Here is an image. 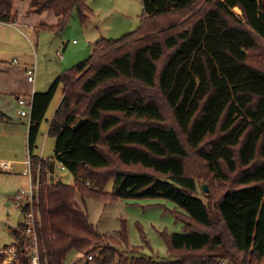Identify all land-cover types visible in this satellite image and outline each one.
I'll return each instance as SVG.
<instances>
[{"label": "trees", "instance_id": "16d2710c", "mask_svg": "<svg viewBox=\"0 0 264 264\" xmlns=\"http://www.w3.org/2000/svg\"><path fill=\"white\" fill-rule=\"evenodd\" d=\"M17 1L25 0H0L1 20H12ZM143 4L136 31L98 41L87 61L35 95L30 153L37 163L47 121L55 161L76 179L39 192L41 264H69L109 240L80 208L78 193L105 204L169 200L187 215L190 233L168 239L175 262L121 263L111 240L100 264H264V0ZM30 5L54 12L59 31L75 11L83 23L92 15L88 0ZM59 90L60 105L48 119ZM53 166L43 164L45 171ZM41 179L47 182L46 172ZM111 181L112 196L104 194ZM205 184L215 192L208 204L198 195ZM24 226L13 230L14 264H30ZM122 236L129 239L124 223Z\"/></svg>", "mask_w": 264, "mask_h": 264}, {"label": "rangeland", "instance_id": "374dc122", "mask_svg": "<svg viewBox=\"0 0 264 264\" xmlns=\"http://www.w3.org/2000/svg\"><path fill=\"white\" fill-rule=\"evenodd\" d=\"M88 7L92 10V15L85 23L82 22L80 14L75 11L69 23L61 31L57 29L60 18L54 12L51 13L53 17L47 20L43 18L44 12L32 16L36 22V27H38L36 43L39 45L38 74L41 77L40 83L45 79V69L50 60L55 67H62L61 73L63 74L73 71L76 67L73 66L74 61L72 60L74 55L84 53L85 58L82 62L87 61L86 59L93 55L98 41L121 39L123 36L136 31L145 17L143 0H88ZM29 9L36 12L32 5L29 6ZM234 12L237 16H241V11L234 10ZM17 25H21L19 18ZM21 35L18 34V37L24 40ZM24 41L27 42L28 40ZM53 43H64L62 51L52 53L50 46ZM47 68L50 67L47 66ZM61 98L62 92L59 90L51 106L48 119L54 115L56 105L60 103ZM48 133L49 123L45 121L39 136L41 144L34 151V155L41 158H38L37 163L33 159L32 167L34 183L37 185L35 189L38 194L36 201H38L39 192L44 185L49 186V183L54 184V182L60 181L64 186H71L76 181L71 172L55 161V139ZM49 160L54 161L53 169L45 171L43 164ZM20 167L18 164L17 171L12 174L0 172V231L5 232L11 239H13L14 228H19L26 222L25 213L15 206L13 198L19 195L21 191L26 190L28 193L31 189L29 177L22 175L24 165L22 168ZM44 172H46L47 177L45 184L41 179ZM49 173L50 175H48ZM205 185L209 188V192L205 193L200 188L198 195L208 204L209 198L214 196L215 192L208 184ZM219 186L216 185L215 188L217 189ZM113 187V181H111L105 188L104 194L112 196ZM76 200L99 233L109 239L102 246H92L91 252L94 250L102 252L104 247H114L113 241L116 246L114 248L118 250V260L122 259L121 263L123 260L129 263L128 260L139 258L162 263L175 262L176 258L171 255L168 239L173 234H188L191 231V228L187 226L186 213L169 200L116 199L110 204H105L93 198H83L79 193ZM37 219L41 223L42 218L37 217ZM123 223L127 226L128 240L122 236ZM16 244L15 238L12 246L16 247ZM26 247L30 248L27 244ZM17 252V247L14 251H8L11 256L13 255L12 259H5L2 264H14L17 260ZM84 255V253L76 254L75 258L78 259L79 256ZM6 261L7 263H5ZM73 263L76 262L70 264Z\"/></svg>", "mask_w": 264, "mask_h": 264}, {"label": "crops", "instance_id": "0c3cea01", "mask_svg": "<svg viewBox=\"0 0 264 264\" xmlns=\"http://www.w3.org/2000/svg\"><path fill=\"white\" fill-rule=\"evenodd\" d=\"M31 1L25 0L15 3L13 17L18 16L21 22L18 28L0 25V162H15L13 171L5 172L0 168V172L3 174L16 172L18 164L22 168V162L27 157L29 127L28 120L22 117L19 112L21 110L20 101L31 102L36 94L47 93L55 81L63 74L61 73L62 67H55L52 60H50L47 64L50 68L46 66L45 79L40 83L41 77L38 74L39 45L36 43L38 27H36L33 17L35 14L42 13L30 11ZM20 12L23 13L21 16L19 15ZM51 13L53 12H44L43 18L47 20L53 17ZM17 33L22 34L23 39L28 41L22 40ZM61 40H63V37H61ZM63 46L64 43H53L50 46L51 52H60ZM83 58H85L84 53L74 55L72 57L73 66L80 64ZM35 64L36 76L35 81L32 83L28 79V72L35 68ZM59 105L60 103L56 105V109ZM37 157L41 158L40 156ZM14 239V235L13 239H11L5 232L0 231V253L3 251H6V253L10 250L14 251L16 249L14 245L12 246ZM85 261L84 255L82 257L79 256L78 259L74 256L71 262Z\"/></svg>", "mask_w": 264, "mask_h": 264}, {"label": "built area", "instance_id": "2783aa9c", "mask_svg": "<svg viewBox=\"0 0 264 264\" xmlns=\"http://www.w3.org/2000/svg\"><path fill=\"white\" fill-rule=\"evenodd\" d=\"M21 16L22 13H19ZM18 17H13L10 21H3L0 19V25H5L13 28H18L20 25H17ZM36 76V64L35 68L33 70H30L28 72V79L30 82L35 81ZM34 100L31 102L21 100L20 106L21 110L19 111L21 116L26 118L28 120V127H30L31 124V114L33 110ZM27 157L23 162L24 169L22 170L23 175L29 177L30 180V191L27 193L26 190L21 191L19 195H17L15 198H13L15 206L20 209L24 210L27 209V212L25 214L26 216V222L24 226V234L27 237L28 246L30 247L28 250L30 251V264H41V254H40V247H39V239H38V223L39 220L37 219V212L35 209V203L38 197V194L36 192L37 185L33 182V175H32V167H33V157L29 150V141L27 138ZM13 161H1L0 162V168L5 171H13L15 164ZM63 166V165H61ZM50 175V173L48 174ZM53 184L49 183V186H52ZM4 255L5 259H12V256L6 251L1 252ZM0 253V254H1ZM15 255V254H14ZM100 255L99 250L92 251L88 256H85V262H76L73 264H100L97 261V258ZM9 257V258H8Z\"/></svg>", "mask_w": 264, "mask_h": 264}, {"label": "water", "instance_id": "95a60500", "mask_svg": "<svg viewBox=\"0 0 264 264\" xmlns=\"http://www.w3.org/2000/svg\"><path fill=\"white\" fill-rule=\"evenodd\" d=\"M82 123H83V120H80V121H79V124H82ZM203 189H204V191H205L206 193L209 192V188H208L206 185H203Z\"/></svg>", "mask_w": 264, "mask_h": 264}, {"label": "bare ground", "instance_id": "6f19581e", "mask_svg": "<svg viewBox=\"0 0 264 264\" xmlns=\"http://www.w3.org/2000/svg\"><path fill=\"white\" fill-rule=\"evenodd\" d=\"M235 10H238V11H240L238 8H236ZM5 263H7V261H6Z\"/></svg>", "mask_w": 264, "mask_h": 264}, {"label": "clouds", "instance_id": "9594fccd", "mask_svg": "<svg viewBox=\"0 0 264 264\" xmlns=\"http://www.w3.org/2000/svg\"><path fill=\"white\" fill-rule=\"evenodd\" d=\"M2 254V253H1ZM4 260H5V258H4Z\"/></svg>", "mask_w": 264, "mask_h": 264}]
</instances>
